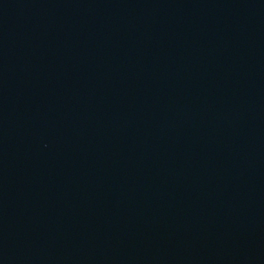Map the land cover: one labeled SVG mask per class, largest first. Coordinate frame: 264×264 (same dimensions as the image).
Wrapping results in <instances>:
<instances>
[{
	"label": "water",
	"instance_id": "95a60500",
	"mask_svg": "<svg viewBox=\"0 0 264 264\" xmlns=\"http://www.w3.org/2000/svg\"><path fill=\"white\" fill-rule=\"evenodd\" d=\"M0 264H264V0H0Z\"/></svg>",
	"mask_w": 264,
	"mask_h": 264
}]
</instances>
